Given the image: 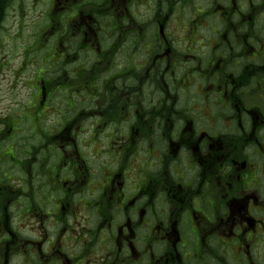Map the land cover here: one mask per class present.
<instances>
[{
	"label": "flooded vegetation",
	"instance_id": "1",
	"mask_svg": "<svg viewBox=\"0 0 264 264\" xmlns=\"http://www.w3.org/2000/svg\"><path fill=\"white\" fill-rule=\"evenodd\" d=\"M47 6L0 63V264H264V0Z\"/></svg>",
	"mask_w": 264,
	"mask_h": 264
},
{
	"label": "rangeland",
	"instance_id": "2",
	"mask_svg": "<svg viewBox=\"0 0 264 264\" xmlns=\"http://www.w3.org/2000/svg\"><path fill=\"white\" fill-rule=\"evenodd\" d=\"M48 0H23L21 5L15 10H12L8 20L5 31L0 33V63H10L13 71H16L23 59L26 60V55H30L34 66L30 67V71L35 70V62L43 61L45 53H40V43L50 38L52 33L47 26L48 20ZM48 34V35H47ZM23 41H26L24 46ZM22 45L25 50L24 53L16 51L15 49ZM14 49V52H12ZM47 53V51H46ZM16 55H22L21 58H15ZM8 67L7 69H9ZM101 70V69H99ZM14 77L11 71L3 70L0 75V84L3 88L7 86L8 82ZM33 75L28 71V78L33 79Z\"/></svg>",
	"mask_w": 264,
	"mask_h": 264
}]
</instances>
